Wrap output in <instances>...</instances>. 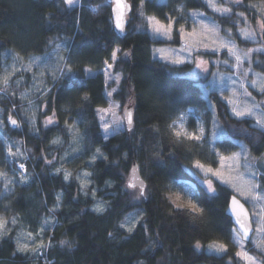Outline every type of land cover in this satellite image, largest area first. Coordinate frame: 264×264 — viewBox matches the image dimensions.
Masks as SVG:
<instances>
[{"label":"trees","instance_id":"16d2710c","mask_svg":"<svg viewBox=\"0 0 264 264\" xmlns=\"http://www.w3.org/2000/svg\"><path fill=\"white\" fill-rule=\"evenodd\" d=\"M132 2L135 7L139 0ZM260 2L244 0L245 4ZM57 3L58 0H0V74L2 62L14 53H19L23 60L44 58L59 44L61 48L67 45L68 51L62 54H72L73 71L78 74V82L83 83V87L70 89L66 82H57L44 98L48 103V115L53 110L57 114L59 129L46 130L42 123L44 116L40 112L34 129L26 124H22L19 130L5 128V136L20 140L25 154L31 156L26 166L32 177L31 187L27 190L17 187L8 199L9 214L20 216V220L34 229L43 215L51 216L47 209L55 203L57 193L61 194L62 207L55 214L57 223L47 231L48 237L53 238L54 247L47 251L46 256L33 259L31 255H14L15 244L8 238L6 242H0V264H137V260L146 259L143 249L147 247V237L143 229L138 226L132 235H128L117 228L125 217L137 211L145 213L141 223L147 224L148 234L156 242L155 260L167 255L166 264H226V259L221 260L206 251L196 252L193 245L196 240L205 245L215 240L227 244L229 253H234L235 246L231 243L229 232L232 224L225 215L233 191L221 185L216 195L209 197L200 191L202 185L190 170L196 171L192 166L194 160L199 159L206 165L216 161L214 148L223 154L238 150L243 143L252 156H260L264 153V132L251 127L254 124L251 119L238 124L215 92L209 91L206 96L207 85L188 75L190 64L173 65L153 57V48L179 44L175 40L157 42L150 33H145L141 27L143 20L138 15L132 14L124 36L120 38L113 31L107 0H81L71 12L61 11L56 7ZM178 4L191 11L198 8L199 0H151L145 5L144 12L145 15L163 18L164 13H173ZM199 10L205 11L210 19H215L221 29L232 26L230 20L217 19L209 9ZM251 13L257 14L254 9L246 14L250 16ZM234 36L243 48L256 44L243 41L235 33ZM113 47L130 52L119 67L126 80L130 81L124 86L125 102L129 86L134 87L136 123L134 132L124 131L104 141L94 109L106 105L104 76L100 70ZM222 56L224 54L221 53ZM203 58L211 61L218 56L208 54ZM84 68H91L94 77H87L82 72ZM256 69L264 72L262 65L256 66ZM21 88H15L17 111L21 109ZM85 92L92 97L91 103L81 102ZM38 101L41 103L43 100ZM209 104L214 105L219 124L227 130L225 137H220L215 127L210 128ZM11 107L7 99H0V108ZM189 107L205 112L207 138L217 131L212 147L210 141L199 145L192 141L173 143L168 125L179 112H185ZM65 119L78 121L80 132L86 134L80 144L82 161L72 173L75 176L80 169L94 173L92 187L97 190L96 199L107 205L103 214L93 211L95 200L79 194L78 181H64L63 175L53 173V167L41 160L42 152L49 159L52 156L59 158L68 147L70 138L60 131L64 128ZM232 129H246L250 138L239 131L233 133ZM57 136L64 143L61 146L51 145L50 141ZM4 141L0 134V168H3L5 158ZM97 148L108 159H97L89 166L88 161ZM125 154L127 159H124ZM133 162L141 166L142 176L150 190L147 200L133 201L124 187L127 169ZM183 180H194L197 191H200L205 210L202 218L170 213V206L162 201L160 193L168 190L169 183ZM106 182H110L111 186H107ZM27 192L31 196H27ZM109 232L114 233L115 238L109 237ZM61 240L69 241L73 247H61ZM146 264H155V261L146 260Z\"/></svg>","mask_w":264,"mask_h":264},{"label":"snow or ice","instance_id":"6c2138e0","mask_svg":"<svg viewBox=\"0 0 264 264\" xmlns=\"http://www.w3.org/2000/svg\"><path fill=\"white\" fill-rule=\"evenodd\" d=\"M151 0H139L138 5L134 7L132 0H109L108 7L111 8L110 19L114 23V28L119 33L124 34L126 25L130 23L132 14L138 15L143 20L141 27L145 33H150L157 42L173 41L180 44L177 48L156 49L153 52L154 56H159L160 60H164L173 65L193 63L197 70L211 75L209 69L205 67L208 64H215V61L204 60V55L224 54L229 57L234 64H230L229 60L223 61L229 67H234L239 73V77L243 79L233 80V83H239V88L243 89L245 97H252V93L245 87V81L248 79L249 72L252 71L254 53H264V47L248 48L247 50L240 49L230 38L231 28L224 29V36L221 35L222 29L216 23L215 19H209L205 11H200L199 8L205 10L210 9L216 14L217 19L232 20V27L238 28V34L245 41H264V0L260 4H245L244 0H199L198 8L191 11H186L183 4H178L173 13H164L163 18L156 15H145V5ZM196 2V0H193ZM81 3V0H58L56 7L61 11H74ZM237 9H243L238 11ZM255 10L257 15L252 17L256 22L254 28L246 14L250 10ZM179 13V15H176ZM50 18H52L50 14ZM191 21V24L188 21ZM243 22L244 27H239V23ZM201 37L200 40H195L196 37ZM214 45L209 47L208 40ZM52 43V41H49ZM68 48L65 45L63 48L59 44L55 45L52 53H46L45 57H35L26 66L17 67V62H22L23 57L19 53L12 55L13 64L11 69L5 68L4 74L0 76V99H7L11 103V109L0 108V132H3L6 127L19 129L22 124H36V112H40L44 116L43 127L46 130L53 128L59 129L60 121L57 119L55 110L51 115H48V103L44 101L37 105L36 110L21 108L17 111L15 102L16 91L21 81L13 80V77L18 71L31 72L33 63L37 66L39 75L33 73V88L36 89L40 99L51 92V88L40 87L44 84L45 73H50V78L53 82V87L57 82L64 81L68 88L83 87L82 82H78V74L73 71L74 62L72 54L63 55L62 52H67ZM130 56V52H126L120 47H113L110 54L103 61V68L100 73L104 76L105 81V103L106 107L97 106L94 109L95 117L98 120V128L103 134L104 141H107L111 136L118 134L121 131L129 133L134 132L136 123L134 116L135 100L132 95L133 86H129L127 100H124V86L130 84L129 80L124 77L123 71L119 65L125 62L124 58ZM249 65L246 70H242L245 63ZM257 66H259L257 62ZM264 71V70H262ZM82 72L87 77H94L91 68H84ZM256 77L251 80L253 89L259 88V91L264 94V75L253 73ZM223 79V77H220ZM229 79H232L229 77ZM39 81V84H37ZM27 93L21 94L19 99L23 101ZM237 92L232 91V97L221 96L224 101L223 106L230 110L231 116L235 117L238 124L247 123L249 118H254L255 123L250 125L256 130L264 132V102L257 105L252 97L253 102L249 105L247 102L239 104L236 102ZM81 102L84 104L91 103L92 97L85 92L81 96ZM31 104V101H28ZM258 109H261L258 111ZM189 111H192L191 109ZM6 113L5 115H2ZM208 114L212 118V123L219 130L220 137L227 135V130L219 124L216 118L214 105H208ZM19 117V119L17 118ZM186 113L179 112L175 119L168 125L170 136L173 138V143H183L184 141H192L196 145L207 142L205 136V128L202 122L189 131L185 127ZM64 128L60 129L71 140V152L75 153L73 159L78 158L83 149L79 147L84 135L80 132L79 122L75 119H65ZM233 133L241 132L246 138H250L246 129H232ZM213 143L217 138V131H213ZM21 143V142H17ZM64 141L57 136L50 141L53 146H61ZM240 151L231 152L230 154H222L213 149L214 154L218 157V161L205 164L199 159L193 161V168L203 173L204 179L200 191L204 192L209 197L215 196L217 188L221 185H226L232 188L235 193H238L244 198V203L237 198L236 195H231L227 203L226 211L229 213V219L233 222L229 229L231 235V243L235 246L234 253H229L228 245L220 241H212L211 243L203 244L200 240H196L193 248L196 252H208L221 260L226 259V264H264V153L260 156H252L247 145L240 143ZM227 151V147L225 148ZM5 158L2 162L3 170L0 169V198L6 199L8 194L18 184H27L32 177L28 174L26 163L31 159L30 155H26L20 147L13 144H5ZM70 153L66 152L62 157L53 156L51 159L47 155H41V160L45 165L52 166L55 169L56 175H63L64 181L75 179L79 182V194L86 198L90 197L96 200L97 190L92 187L93 172L86 169L80 170L75 176L73 173L63 168V162L68 159ZM105 159L108 157L97 148L91 155L88 165L91 166L97 159ZM127 154L124 159H127ZM61 161L60 167H55V161ZM243 160V164L241 161ZM213 163L217 164L213 167ZM243 167L247 170V178L239 171ZM11 173V174H10ZM215 178V179H213ZM107 186H111L110 182H106ZM126 191L131 196L133 201H142L148 199L150 191L145 179L142 176V169L138 163L133 162L130 168L127 169L126 182L124 184ZM200 191H173L170 188L160 193L162 201L170 206V213L183 214L191 216L193 219L202 218L204 213L203 203L201 201ZM245 203L251 205L253 211L251 214L245 208ZM62 207L61 194H56V201L47 212L52 218H46L44 224L39 226L38 230H27L18 215H10V206L4 204L0 207V242H6L11 238L15 244V252L31 255L33 259H39L46 256L48 250L54 247L53 238L45 239L47 226L57 223L55 214ZM107 205L102 201H97L93 211L98 214H103ZM145 213L137 211L135 215H129L117 225L118 229L123 230L128 235H132L137 227H141L147 237V247L143 249L145 260H137V264H146V260H153L155 264H166L167 255L162 256L158 261L155 260L153 253L157 251L156 242L149 236L146 223H141L144 220ZM254 226V227H253ZM15 232V235L12 234ZM109 237L115 238L114 233L109 232ZM61 247L71 248L73 245L67 240H61ZM251 244L249 248L247 245Z\"/></svg>","mask_w":264,"mask_h":264},{"label":"rangeland","instance_id":"374dc122","mask_svg":"<svg viewBox=\"0 0 264 264\" xmlns=\"http://www.w3.org/2000/svg\"><path fill=\"white\" fill-rule=\"evenodd\" d=\"M153 1H155V2H164L165 0H153ZM255 15H257V14H255ZM253 16H254V14L251 13L250 16H249V20H250L252 26L255 28L256 27V22H255V20L252 19ZM235 20H236V17H234V19L233 20H230V21L233 24V21H235ZM188 23L191 24V21L189 20ZM239 27H244V24H243L242 21L239 23ZM229 28H231L232 35H231V37H225V38L226 39L230 38L232 40V42L235 43L240 49L247 50L248 48H243L242 46H239L237 44V41L235 40L234 33L239 36V34H238V28L232 27V26L231 27H222L221 35L224 36V31L223 30L224 29H229ZM234 30H236V31H234ZM239 38L242 39L243 41H245L242 37L239 36ZM200 39H201V37H199V36L195 38V40H200ZM250 42H253V41H250ZM208 44H209V47H213L214 46L212 44V42H211V38H209ZM180 46L181 45L179 44L178 46H175V47H169V46L155 47L152 50V55H153L154 50H156V49H161V48H164V49L177 48L178 49ZM260 47H264V41H257L256 44L251 45L249 48H260ZM63 55H66V53H63ZM217 56H218V58H216L214 60L213 59L211 60V61H215L216 62L214 65L213 64L205 65V67H207L209 69V72L210 73H216L217 74L215 76L214 75H211V74H207L206 75L205 73L201 72L200 70H197L195 68V65L193 63H188V64L191 65V71L189 72L188 75L191 78H193V79H197V80L202 81V83L204 82L203 83L204 85H207V88L205 90V95L206 96L208 95V92L209 91H213V92H215L219 96L220 99H221V96L222 95L223 96H226V97H232V91L233 90H236L237 96H236L235 99H236V102L239 103V104H244L245 102H247L250 105L253 102L252 97L255 98L254 102L257 105H260L262 102H264V94H262L259 91V88L253 89L251 87V80L256 78L253 75V73H260L261 75H264V72H260V71H258L256 69L257 62L259 64V66L262 65L264 67V53H258V54L257 53H254L253 54V63L251 65L252 71L249 72L248 79H247V81H245V84H244V87L249 92L252 93V97H245L242 94L243 93V89L239 88V83L238 82L236 84L233 83V80H237L238 81L239 73H237V71H236V69L234 67H229L228 65H226L223 62L225 60H229L230 64H234V61H232L226 55L220 57V54H217ZM153 57L159 59V56L158 55L157 56H154L153 55ZM33 58H35V57H32V58L27 59V60H23L22 62H17V67L18 68H21L22 66L28 65L30 62H32V59ZM41 59H43V57ZM204 60H206V59H204ZM185 63H187V62H185ZM12 64H13L12 57L11 58H7L5 61H3L2 64H1V74H0V76H2L4 74V69L5 68L11 69ZM248 67H249V65L246 62L245 65L243 66V69L242 70H246ZM33 73H36L37 76L39 75V71L37 69V66L34 63H33V67H32V71L31 72L18 71L16 73V75L13 77V80L19 79L21 81L19 87H23V88H21L22 91L20 93V96H21V94L27 93L26 98L23 101H21V108L31 109L32 111H35L37 105L42 104L45 101L44 98L46 96H42L40 99H37L38 93H37L36 89L33 88V83H34L33 82V79H32ZM220 77H223V79H221ZM229 77H231L232 79H229ZM239 79H243V77H239ZM43 80H44V84L39 85V86L40 87L51 88V86L53 85V82H52V80L50 78V73H45V76H44ZM37 84H39V81H37ZM29 100L31 101V104L28 103ZM38 100H43V101L40 103ZM106 106H107V104L105 106H103V107H106ZM190 109L192 111H189ZM259 110H261V109H258V111ZM229 112H230V110H229ZM38 113L39 112H36V121H37ZM184 113H186V117H185V120H186L185 127L189 131H192L197 126L198 123L202 122V126L205 128V136L207 138V135H206V133H207L206 132V123H205L204 117H203V115H204L205 112L204 111H200L198 109H195L194 107H189V108H187L185 110ZM2 115H4V114H2ZM249 119H251L253 121V123H255L254 118H249ZM43 121H44V118L42 120V123H43ZM26 125H28L31 129L32 128L34 129L35 126H36V124L35 125L26 124ZM210 128L211 129L214 128L213 123L210 124ZM9 129H11V128L9 127ZM19 129H16V130H19ZM122 132H124V131H121L119 133H122ZM4 133H5V129H4L3 132H0L1 136H3L5 138V141H4L5 144L6 143L7 144H13L16 147H20L21 150L23 151V149H22V142L20 140H12V139H9V138H7L5 136ZM102 137H103V134H102ZM207 141H210V144H211L210 146L212 147L213 146V136L210 137V138H207ZM17 142H21V143H17ZM70 145H71V140H69L68 147L63 151V153L59 157L64 156V154L66 152L70 153V155L68 156V159L63 162V168H64V170L73 172V170L78 167L80 160L82 161V158L80 157V155H81V153H80L78 155V158L73 159V155H76V154L71 152ZM79 147L81 148V145H79ZM238 151H240V148L238 150L232 151V152H238ZM230 153L231 152L223 153V154L227 155V154H230ZM215 160L218 161V157L215 156ZM243 163L244 162L242 160L241 161V164H243ZM60 166H61V161L58 159V161L55 162V167H60ZM216 166H217V164H216ZM216 166H214V167H216ZM0 169H3V168H0ZM3 170H7V169H3ZM80 170H82V169H80ZM80 170H78V172ZM195 170L196 171L190 170V173L195 178V180L202 185V181L204 179L203 173H201L197 169H195ZM239 171L245 175V178H247V170L245 168L241 167L239 169ZM53 173H55V169L54 168H53ZM213 179H215V178H213ZM31 186H32L31 179H30V181L27 184H18L16 187H14L12 189V191L8 194V196H7L6 199L0 198V207H2L4 204H8V202H7L8 199L11 197L12 194H14L15 189L17 187H24V189L27 190ZM169 188L171 190H173V191H182V192L183 191L191 192L192 190H197L196 185L194 183V180H183V181L170 182L169 185H168V189ZM229 188L232 190L231 187H229ZM0 190H2V185H0ZM233 194L237 195L244 202V198L242 196H240L238 193H235L233 191ZM27 196H31L30 192L27 194ZM97 201H100V200L99 199H96L95 200V204H96ZM95 204H94V206H95ZM245 204L247 205V207H248V209L250 211V214H251V212L253 211V209L251 208V205L248 204V203H245ZM94 206H93V208H94ZM131 215H135V214H131ZM18 217L20 219V216H18ZM46 218H49L50 219L52 217L51 216H45V215H43L39 220H37V226L34 229L35 230H38L39 229V226H41V225L44 224V220ZM22 224H23V226L27 230H29V231L34 230V229H31V227H29L26 223H24V221H22ZM53 225H48L47 226V231ZM47 231H46V235H45V239L46 240L48 238ZM247 246L249 248L252 247L251 244H248Z\"/></svg>","mask_w":264,"mask_h":264},{"label":"water","instance_id":"95a60500","mask_svg":"<svg viewBox=\"0 0 264 264\" xmlns=\"http://www.w3.org/2000/svg\"><path fill=\"white\" fill-rule=\"evenodd\" d=\"M107 3L109 4V0H107ZM111 8H110V16H111ZM111 23H112V27H113V31H114V33L118 36V37H120V38H123V36H124V34H121V33H119L117 30H115V28H114V23H113V21L111 20ZM10 128H11V126H9ZM11 129H15V128H11ZM127 132V131H126ZM232 195H235V194H232ZM237 196V195H236ZM237 198L241 201V203H244L238 196H237ZM230 199V198H229ZM229 201V200H228ZM227 207V206H226ZM245 208L249 211V209H248V207H247V205L245 204ZM249 213H250V211H249ZM225 215L227 216V217H229V213L226 211V209H225ZM231 221V220H230ZM231 224H233V222L231 221Z\"/></svg>","mask_w":264,"mask_h":264}]
</instances>
